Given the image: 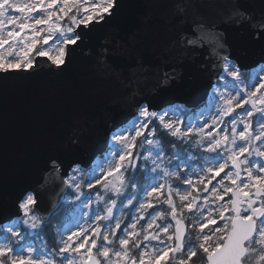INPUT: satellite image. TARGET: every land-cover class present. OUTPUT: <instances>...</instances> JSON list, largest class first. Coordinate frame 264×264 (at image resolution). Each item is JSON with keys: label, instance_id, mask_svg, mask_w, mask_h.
<instances>
[{"label": "snow or ice", "instance_id": "snow-or-ice-1", "mask_svg": "<svg viewBox=\"0 0 264 264\" xmlns=\"http://www.w3.org/2000/svg\"><path fill=\"white\" fill-rule=\"evenodd\" d=\"M42 62L106 103L0 150V264H264V0H0V77Z\"/></svg>", "mask_w": 264, "mask_h": 264}, {"label": "water", "instance_id": "water-1", "mask_svg": "<svg viewBox=\"0 0 264 264\" xmlns=\"http://www.w3.org/2000/svg\"><path fill=\"white\" fill-rule=\"evenodd\" d=\"M136 2L143 4L146 0ZM133 11L141 16L147 15L145 8ZM260 58L258 45L246 50V62ZM47 69L48 65L42 62L31 75L0 77V84L7 85L6 90L0 91V150L9 174L15 156L30 144L58 125L84 113L98 111L106 103L102 86L84 73L79 65L64 74L49 73ZM197 96V86L186 80L179 99L194 102ZM165 98L177 99L176 96ZM0 167H3L2 162ZM5 190H11L10 181Z\"/></svg>", "mask_w": 264, "mask_h": 264}]
</instances>
